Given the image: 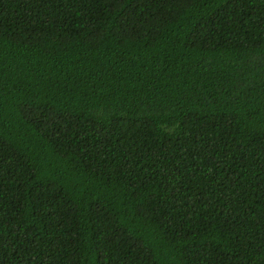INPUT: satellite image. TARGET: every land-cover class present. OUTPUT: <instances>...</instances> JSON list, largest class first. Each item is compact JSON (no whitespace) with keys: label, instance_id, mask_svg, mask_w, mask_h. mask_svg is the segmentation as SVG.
<instances>
[{"label":"trees","instance_id":"obj_1","mask_svg":"<svg viewBox=\"0 0 264 264\" xmlns=\"http://www.w3.org/2000/svg\"><path fill=\"white\" fill-rule=\"evenodd\" d=\"M0 264H264V0H0Z\"/></svg>","mask_w":264,"mask_h":264}]
</instances>
